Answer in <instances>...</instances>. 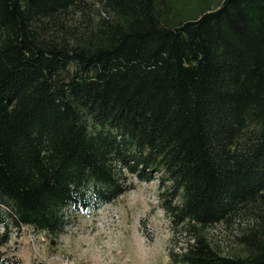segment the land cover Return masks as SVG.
Returning <instances> with one entry per match:
<instances>
[{
  "label": "trees",
  "instance_id": "trees-1",
  "mask_svg": "<svg viewBox=\"0 0 264 264\" xmlns=\"http://www.w3.org/2000/svg\"><path fill=\"white\" fill-rule=\"evenodd\" d=\"M153 181L177 264H264V0H0V249Z\"/></svg>",
  "mask_w": 264,
  "mask_h": 264
},
{
  "label": "rangeland",
  "instance_id": "rangeland-1",
  "mask_svg": "<svg viewBox=\"0 0 264 264\" xmlns=\"http://www.w3.org/2000/svg\"><path fill=\"white\" fill-rule=\"evenodd\" d=\"M66 214L69 223L57 237L22 227L11 231L0 251L19 264H177L175 256L187 242L181 226H174L159 207L154 181L136 183L96 212ZM207 234L224 253L235 230L218 225Z\"/></svg>",
  "mask_w": 264,
  "mask_h": 264
}]
</instances>
